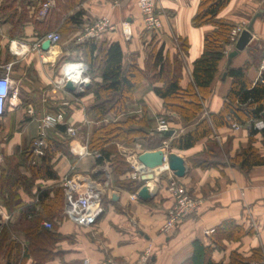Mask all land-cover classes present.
<instances>
[{
	"label": "crops",
	"instance_id": "crops-1",
	"mask_svg": "<svg viewBox=\"0 0 264 264\" xmlns=\"http://www.w3.org/2000/svg\"><path fill=\"white\" fill-rule=\"evenodd\" d=\"M48 1L53 2L52 9L58 10L54 22V25L59 24L57 30L65 19L79 11L85 14L83 27L76 29L71 24L69 30L54 31L61 34V41L49 53L51 58L47 60L33 51L24 57L14 56L9 49L12 41L33 45L46 34L44 26L46 17L41 15V9ZM116 1L118 3H115ZM200 2L201 0L160 2L163 27L158 34V42L164 46L165 54L171 61L176 55L180 56L183 88H187L193 82L194 62L203 54L205 37L215 29L212 25L202 27L193 25ZM14 10L24 12L28 22L23 27V34L11 39L6 32L8 25L4 24ZM261 11L263 14L255 21L250 44L233 58L230 66L229 54L234 50L228 48V54L221 62L219 74L212 85L211 96L205 102L202 118H208V114H218L223 110L232 84V80L226 78L224 74L228 67L241 68L250 62L249 79L253 83L263 81L264 59L254 63L249 48L256 46L264 48V0H229L219 13V20L230 22L235 27L244 24L247 29L253 18ZM103 17L109 18L114 29L104 32L99 39L93 41L104 48L112 43H119L123 50L125 67L135 62L144 69L149 52L147 42L150 41V37L145 33L137 0H0V76L6 74L4 66L12 64L9 74L12 93L6 103L5 113L0 118V165H4L5 158L9 157H15L18 162L22 161L26 149L38 138L42 121L48 116L56 117L63 110L65 126L75 128L77 134L74 137L69 136V155L60 153L55 160L54 171L58 175V180L37 179L30 193L21 191L22 200L27 204H36L33 196L39 187L51 189L53 192L62 189V179L73 170L104 193L105 211L90 228L73 224L62 218V213L55 230L61 239L57 243L55 258L47 264H84L87 260L91 264H97L108 258L132 264L148 247L153 248L152 264H183L192 256L193 243L196 240L210 245L216 229L227 221H234L245 229H253L254 232L239 241L223 240L224 249L214 252L215 261L227 264L233 252L245 258L251 257L253 251L257 249L264 254V166L254 167L248 174L229 165L206 170L195 168L191 159L205 151L207 140L197 143L189 150L171 151V141L186 135L195 127L185 125L177 113L165 107L164 101L153 91L154 87H162L161 83L151 86L148 81H143L133 94V103L129 106L128 114L139 118L146 115L149 132L155 130L157 118H164L175 132L174 136L165 138L161 147L158 145L146 149L140 143L127 147L140 155L144 152L162 150L165 148L164 143L167 142L168 148L165 151L168 154H177L186 161L187 173L180 179L182 184L193 198L204 201L198 214L180 222L172 234H162L161 228L174 204L167 190L164 167L153 171L155 179L152 182H144L143 176L141 179H133L132 171L127 178L139 182L140 187L135 193H131L113 186L111 164L98 165V157L88 151L92 131L99 125L95 120V114L89 112L96 99L91 90L92 83L88 89L82 91L83 96H78L82 92H69L67 89L59 88L58 83L66 62L82 60L87 63L89 55L78 48L87 41L83 39L85 26ZM127 29L132 34L129 40L124 34ZM179 42L186 43L185 53L180 51ZM118 118L110 115L106 122ZM47 136L58 139V133L54 128L47 130ZM157 137L161 138L160 134ZM214 138L222 150L229 147L231 157L250 142L249 130L244 127L238 130L232 126L219 128L215 130ZM138 145L141 149H137ZM254 146L264 157L261 134L256 135ZM20 170L28 177L31 176L25 163L21 165ZM145 185L150 190L157 185L159 187L157 195L149 200L139 198V192ZM38 211L48 215L46 207L39 206ZM18 215L16 212L11 217L15 221ZM207 231L212 233L207 235Z\"/></svg>",
	"mask_w": 264,
	"mask_h": 264
},
{
	"label": "trees",
	"instance_id": "trees-1",
	"mask_svg": "<svg viewBox=\"0 0 264 264\" xmlns=\"http://www.w3.org/2000/svg\"><path fill=\"white\" fill-rule=\"evenodd\" d=\"M229 0H201L196 16L193 19L195 27L212 25L215 29L205 37L204 51L193 65V82L187 87H181L183 68L180 56L173 61L165 54L163 45L152 38L147 42L149 52L144 69L135 62L124 65V54L119 43L108 47L98 46L93 40H87L80 45L83 52L89 55L86 65L88 73L93 78L91 90L95 95V103L89 112L95 114L99 123L91 134L88 151L98 154V165L110 163L112 167V185L135 193L140 187L139 182L127 178L133 171L130 164L121 156L118 145L134 146L140 143L144 148L161 147L165 138H158L154 132H149L146 115L139 118L128 114L133 103V94L143 81L151 86L161 83L162 87H154L153 91L164 101L165 107L177 113L185 125L194 126V130L170 143V150L185 151L197 143L207 140L205 151L191 159L195 168L203 170L229 165L248 174L254 167L264 166V157L254 146L256 135L261 134L264 146V128H255V122H264V71L262 80L253 83L248 77L250 62L241 68L228 67L224 74L232 80L226 97L224 108L218 114H208L202 118L205 102L211 96L212 85L219 74V66L228 54V48L235 49L236 40H232L231 32L235 25L218 19ZM72 6H70L71 8ZM4 10V6L2 8ZM1 9V10H2ZM58 10L51 9L46 16L47 34L57 30L54 25ZM84 12L79 11L74 16L64 20L57 30H69L72 24L76 29L83 27ZM28 22L24 12L14 10L7 17L4 25L11 39L23 34V27ZM44 36H41V40ZM180 51L186 52L187 46L179 42ZM253 62L264 59V48L258 46L249 48ZM83 62L82 60H79ZM84 63V62H83ZM99 79V80H98ZM98 80V81H97ZM145 111H143V114ZM110 115L119 117L117 120L106 119ZM229 120L249 130L250 142L241 148L235 156L229 155L227 146L223 150L215 140V130L231 126ZM65 125H57L54 131L58 139L47 138L44 155L37 157L33 153L34 142L26 149L22 161L15 157L5 158L0 165V207L9 215L18 212L13 223L3 226L0 231V264H47L55 258L60 235L55 233L57 222L64 210L65 195L62 189H42L39 187L33 196L36 204H27L22 200L21 191L30 193L37 179L58 180L54 171V163L58 155H69V141ZM26 164L31 176L22 173L20 167ZM54 193V198L51 197ZM46 207V216L38 211V207ZM44 220L52 223V229L42 226ZM253 229H245L234 221H227L216 229L210 245L196 240L194 251L183 264H226L217 262L213 255L215 251L224 249L223 240L239 241L253 234ZM25 239V241L22 242ZM264 254L260 249L253 251L252 256L245 258L233 252L227 264H261Z\"/></svg>",
	"mask_w": 264,
	"mask_h": 264
},
{
	"label": "built area",
	"instance_id": "built-area-1",
	"mask_svg": "<svg viewBox=\"0 0 264 264\" xmlns=\"http://www.w3.org/2000/svg\"><path fill=\"white\" fill-rule=\"evenodd\" d=\"M161 0H137V6L141 13L145 33L147 34H159L162 30V11L160 8ZM115 3H118L116 1ZM53 8V2H46L41 9V15L43 17L48 16L49 12ZM264 19V18H263ZM114 29L111 25L109 18L103 17L98 20L92 21L89 25L85 26L83 39L85 40H97L106 31ZM246 30V26H236L231 32L232 40L239 38L241 33ZM125 37L129 40L131 38V31L129 29L124 31ZM50 40L53 43L52 48L45 52L42 50V45L45 41ZM61 41V34L58 32H51L44 36L41 40L33 45L26 44L21 41H12L10 43V51L16 57H24L31 51L38 52L42 58L49 57V53L53 48H56ZM82 41V40H80ZM12 64L4 66L6 71L5 76H0V118L4 115L6 109V103L9 100L12 87L10 81V71ZM72 81L77 88V92H82L86 85L91 84L90 77L88 76V67L81 61L69 62L63 65V75L58 83V87L66 89L67 82ZM43 125L40 129L39 136L34 142L33 153L37 157L44 155V149L47 146V130L54 128L57 125H65V112L63 110L58 113L56 117L48 116L43 121ZM233 129H240L241 126L231 120H229ZM255 128L262 130L264 128L263 121L255 122ZM171 131L170 124L164 118H157L156 128L153 131L156 134L163 135ZM67 135L74 137L77 134V130L73 127H67ZM165 149L168 148V143H164ZM137 149H141L137 146ZM119 152L124 156L128 163L133 167L132 178L141 179L142 176L150 171L140 165L138 162V156L127 146L120 145ZM99 157L98 154H96ZM164 172L166 173L167 190L170 193L174 204L170 209L168 218L161 228V233L164 235H170L174 232L177 225L183 220L196 215L203 207L204 201L193 198L181 180L176 178L173 173L164 166ZM61 187L65 195V207L63 210L64 217L73 224L90 228L94 226L98 219L103 215L105 208L103 205V191L95 186L91 181L85 177L77 174L73 170L69 175L65 176L61 181ZM1 219L4 223H7L12 217L4 212L0 207ZM42 226L46 229H52V223L44 221ZM212 231H207L206 234L210 235ZM153 248L148 247L139 257V259L132 264H152ZM84 264H91L90 261H86ZM97 264H131L120 263L112 258H108ZM264 264V261L261 263Z\"/></svg>",
	"mask_w": 264,
	"mask_h": 264
},
{
	"label": "water",
	"instance_id": "water-1",
	"mask_svg": "<svg viewBox=\"0 0 264 264\" xmlns=\"http://www.w3.org/2000/svg\"><path fill=\"white\" fill-rule=\"evenodd\" d=\"M262 14H263V11L257 14L253 18V20L250 22L248 28L244 30L239 36L236 42L234 51L229 54V61H228L229 66L231 65L233 58H235L239 53L243 52L250 44L253 38L252 32H253V26L255 24V21L258 18H261ZM52 46H53L52 41L47 40L43 43L42 50L47 52L52 48ZM89 87H90V84L86 85L85 88L88 89ZM66 89L69 92L77 91V88L72 81L67 82ZM83 94L84 92L79 93L78 96H83ZM174 134L175 132L171 130L165 133L163 137L172 138ZM138 162L140 163V165H142L143 167H145L146 169L150 171L149 173L145 174L142 177V180L144 182H152L155 179V174L153 171H155L158 168L164 167V166H166L174 174V176L178 179L184 178L187 173L186 161L179 155L174 154V153L168 154L164 150H157L154 152H144L138 156ZM158 190H159V187L157 185L153 186L151 190L147 185H145L144 187H142V189L139 192V198L143 200H149L152 197L157 195ZM0 221H1V215H0ZM1 227L2 226L0 224V228Z\"/></svg>",
	"mask_w": 264,
	"mask_h": 264
},
{
	"label": "rangeland",
	"instance_id": "rangeland-1",
	"mask_svg": "<svg viewBox=\"0 0 264 264\" xmlns=\"http://www.w3.org/2000/svg\"><path fill=\"white\" fill-rule=\"evenodd\" d=\"M149 37H150V40L152 39V38H155L157 41H158V35L157 34H147ZM56 62H58V60L56 61ZM66 63H69V62H66ZM88 76H89V73H88ZM90 77V76H89ZM90 80H91V83L93 82V78H91L90 77ZM84 90H85V88H84ZM97 126V125H96ZM95 126V127H96ZM135 146V145H134ZM70 149V148H69ZM119 150V149H118ZM122 156V155H121ZM125 160H126V158L124 157V156H122ZM195 199H197V200H201V201H203L202 199H200V198H195ZM62 218H64V219H66L65 217H64V215H62ZM48 221V220H47ZM14 222V218H11L9 221H7V223H4L3 222V220L1 219V221H0V224H1V226H4V225H6V224H9V223H13ZM53 222V224L54 225H56L57 226V223H58V221L57 222H55V221H52ZM2 229V227L0 228V230ZM23 241H25V239L23 240V238H22V242Z\"/></svg>",
	"mask_w": 264,
	"mask_h": 264
}]
</instances>
